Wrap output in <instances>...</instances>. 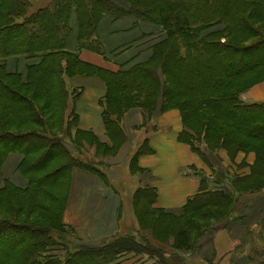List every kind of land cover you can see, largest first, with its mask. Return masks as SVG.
<instances>
[{"label": "trees", "instance_id": "obj_1", "mask_svg": "<svg viewBox=\"0 0 264 264\" xmlns=\"http://www.w3.org/2000/svg\"><path fill=\"white\" fill-rule=\"evenodd\" d=\"M31 6L0 0V167L15 153L16 169L27 178L23 186L0 180V264H103L127 251L147 254L154 258L150 264H191L183 255L197 249L206 230L237 219L238 195L264 186V103L239 97L264 79L251 76L264 68V0H50L28 12ZM103 16L147 20L160 34L143 59L120 62L112 71L66 47L74 22L77 49L108 59L97 30ZM74 76L105 83L100 104L110 142L96 140L109 152L126 140L121 120L127 110L140 109L144 126L156 112L176 108L182 123L177 139L201 158L224 150L231 161L239 152L254 159L235 164L230 193L204 191L200 179L199 191L178 212L155 206L152 187L136 188L132 202L146 240L126 232L75 245L64 229L75 230L63 222L72 170L103 172L67 148H79L78 134L89 133L76 128L73 103L80 89L68 86ZM152 153L144 138L131 172H142L137 158ZM262 247L248 252V264H264ZM201 262L220 264L212 256Z\"/></svg>", "mask_w": 264, "mask_h": 264}, {"label": "crops", "instance_id": "obj_2", "mask_svg": "<svg viewBox=\"0 0 264 264\" xmlns=\"http://www.w3.org/2000/svg\"><path fill=\"white\" fill-rule=\"evenodd\" d=\"M73 26L74 32L67 39V49L78 51L79 58L83 61L112 71L119 69L120 62L131 60L134 63L143 59L149 52V44L157 40L158 38H154L160 34L158 27L147 20L135 22L131 16L118 19L103 16L97 30L106 53L109 55L107 59L87 49L78 50L74 22ZM14 63V60L10 61L11 65ZM69 87L80 89L73 103L77 121L76 128L89 131L100 142L109 143L101 115L100 99L105 93L103 80L96 76H74L70 79ZM239 97L244 102L264 103V80L239 93ZM121 124L126 140L114 155L105 159L106 164L117 166L128 156L129 150L132 149L135 152L137 145L147 138L153 153L140 155L137 158V165L142 168V172L133 174L130 170V160L134 152L129 158L128 170L130 174L138 177L139 184L136 188L148 186L155 189L158 202H155V206L178 212L186 200L199 191L201 177H206L209 181L212 178L211 175L204 174L207 166L192 151L189 144L178 141L177 135L182 130V123L177 109L156 112L150 122L142 126L143 116L140 109L131 108L124 113ZM149 124L152 125L149 126ZM148 126L154 129L152 135L147 132ZM141 131H145L147 136L141 137ZM183 154L185 158L179 160ZM219 156L216 170L227 171L229 160L221 152ZM242 157V153L238 154L235 163L239 164ZM253 158V154H248L247 164H251ZM18 161L19 155L15 153L8 155L0 167V180L8 178L18 185L26 184L27 178L16 169ZM177 169L181 175L177 178L179 184L171 180L170 184L165 186L168 182L167 173L177 172ZM244 171L248 172V167ZM219 178L220 182L222 176ZM103 180H105L104 176L89 170L74 168L71 173L63 222L72 227L76 234L83 233V236L78 237L86 242L96 243L108 239L120 230L119 222L122 218L118 210L120 200L116 195L110 199L109 189L102 191L105 185ZM183 183L189 184L188 193H182ZM167 188L170 193L180 194L169 199H162L160 193H167ZM232 217H237V219L231 218L226 224H214L212 228L206 230L197 249L187 254L184 253L185 260L191 264H197L212 256L220 264H248V252L264 245V186L256 192L239 194L237 207ZM81 230L88 231V234ZM126 232L129 233L131 230H126Z\"/></svg>", "mask_w": 264, "mask_h": 264}, {"label": "rangeland", "instance_id": "obj_3", "mask_svg": "<svg viewBox=\"0 0 264 264\" xmlns=\"http://www.w3.org/2000/svg\"><path fill=\"white\" fill-rule=\"evenodd\" d=\"M28 1L32 5L29 8L28 12H32L36 8H38L39 6H44V5L48 4V2L50 0H28ZM251 76L255 77V80L263 77L264 76V68H262L261 70L258 69L254 74H251ZM69 82L70 81H68V84H69ZM247 83L245 85H247ZM70 90H72L73 92H76V91H78V88H75V89L70 88ZM67 105L68 106L72 105V102L70 101V99H69ZM172 109H176V108H172ZM150 125H152V124H149V126ZM149 126L147 129L148 130L147 132L150 135H152L153 129H150ZM71 128L72 127H70L69 129H71ZM75 131L76 130L71 129L68 132H69L70 136L76 137ZM142 132L143 131H141V133H140L141 137L147 136V133L145 131L143 132L144 134H142ZM93 138L94 137L91 133L78 134V144H80V147L76 149V147L74 145L67 143V148L73 155L89 160V162H91L93 167H95L99 171H102L103 176L105 177V180H103V183L105 185H103L102 191H108V189H109L108 192H110V193L108 196L110 197V199L113 195H116L117 198L120 200L119 201L120 208L118 210H119L120 216L122 218L119 222L120 230L118 231L119 232L118 234H120V233L123 234L126 232V230H131V232H129V233L135 234L134 236L136 237V239L138 241L141 242L142 240H146L144 238L145 233L143 234V231L139 233V230L137 227L139 224V220L137 217V208L135 206L133 207V202H132V194H133L132 192L137 187V185L139 184L138 177L136 175L130 174V172L128 170L129 169L128 168L129 158L133 154L134 150L133 151H132V149H131V151L129 150L128 154H127L129 157L127 156L124 159V161L120 162L117 166H108L106 164L105 159L107 157L112 156L114 154V150L112 152L111 151L109 152L108 148H106L105 145H99L96 138L95 139H93ZM87 141H90L92 145L89 146L87 144ZM94 144H96V145H94ZM202 148L204 151H208L207 148H205V146H202ZM220 152L222 154H224L227 157V159L229 160V162L227 163L229 166H227V168H226L227 171H222V170L217 171L216 170V168H218L217 162H218L219 157H220L219 156ZM241 153L242 152H239L238 154H241ZM195 154L203 161L202 163L203 164L205 163L206 165L205 164L204 165L207 166V168H205L204 174L212 176L210 181L208 179L206 180V177L205 178L201 177V179H204L206 181L205 183H203L201 188L204 191H210L211 192L214 190L215 191H217V190L222 191L223 190V192L225 191L227 193H230L232 190V188H231V179L233 177L232 175H234L238 172L237 169H235V167H236L235 164H237V163H235V159H236L238 154L234 158V161L230 160V158L227 156V154L224 150H214V151H210V152L208 151V153L206 152V154H205V158H201L197 153H195ZM248 154H253V153H248ZM248 154H243V157L240 160V162L243 161V159L246 161ZM253 156H254V154H253ZM177 158H178V156H177ZM184 158H185V155L183 154L181 156V158H179V160L180 159L183 160ZM133 174H135V173H133ZM226 174H228L229 176H227ZM219 176H222V179L220 182H219V179H220ZM178 177H181L178 169H177V172L167 173L166 178L168 179V182L165 184V186H168L170 184L171 180L174 181L175 184H179L177 181ZM22 184L25 185V183H22ZM181 188H182V193H184V194H185V192L188 193L189 189H190L189 184H184V183L181 185ZM166 190H167V193H160L162 199H169L176 194L177 195L180 194V193H170L168 191V188ZM157 203H156V205L159 206V204H157ZM222 223H224V222H222ZM64 230H65L64 237H66L67 241L71 240V243H73L75 245H79V244H82L84 242L86 243V241H84V239L79 238L80 236H83V233L79 232V235H78L75 232L73 234L72 231L69 229L65 228ZM81 232H85L88 234V231H86V230H81ZM98 243H100V241L96 242V244H98ZM261 248H263V247H258L257 250H253V251H257V252L261 251ZM169 250L172 251V249H169ZM189 252H192V251H189ZM189 252H185V254H187ZM114 257L110 261H107L103 264H150L154 260V258L152 260L147 254H143V253L137 254L135 252H130V251L118 253ZM201 263L202 262H198L197 264H201Z\"/></svg>", "mask_w": 264, "mask_h": 264}]
</instances>
